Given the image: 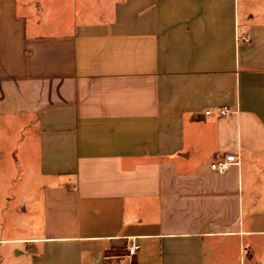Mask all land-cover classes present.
<instances>
[{
  "label": "crops",
  "instance_id": "1",
  "mask_svg": "<svg viewBox=\"0 0 264 264\" xmlns=\"http://www.w3.org/2000/svg\"><path fill=\"white\" fill-rule=\"evenodd\" d=\"M31 147L26 264H264V0H0V176Z\"/></svg>",
  "mask_w": 264,
  "mask_h": 264
},
{
  "label": "rangeland",
  "instance_id": "2",
  "mask_svg": "<svg viewBox=\"0 0 264 264\" xmlns=\"http://www.w3.org/2000/svg\"><path fill=\"white\" fill-rule=\"evenodd\" d=\"M12 149L13 167L10 171L2 169L0 176V238L36 237L41 235L42 225L36 151L34 147ZM0 156V163L4 162L5 149ZM14 249V245H0V264H26L25 253ZM23 249V245L16 248L19 252Z\"/></svg>",
  "mask_w": 264,
  "mask_h": 264
},
{
  "label": "built area",
  "instance_id": "3",
  "mask_svg": "<svg viewBox=\"0 0 264 264\" xmlns=\"http://www.w3.org/2000/svg\"><path fill=\"white\" fill-rule=\"evenodd\" d=\"M244 42H248L249 38L244 37ZM216 113L219 116H227L230 112L227 109H219L217 108ZM211 111H206L205 114H211ZM239 163L238 157L234 156L233 154H226L222 157H218L215 159L210 165V169L218 174H223L230 166L236 165ZM139 245L135 242L134 239H131L129 244L126 246V252L128 259H132L138 252Z\"/></svg>",
  "mask_w": 264,
  "mask_h": 264
}]
</instances>
